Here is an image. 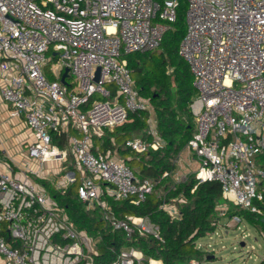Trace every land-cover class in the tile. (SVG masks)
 <instances>
[{
  "label": "built area",
  "instance_id": "2783aa9c",
  "mask_svg": "<svg viewBox=\"0 0 264 264\" xmlns=\"http://www.w3.org/2000/svg\"><path fill=\"white\" fill-rule=\"evenodd\" d=\"M177 8L178 0H0L1 95L30 130L23 172L0 157V264H97L96 241L32 175L61 174V187L79 181L80 199L99 206L112 226L129 237L163 240L149 217L118 219L104 198L139 204L158 181L139 180L111 149L96 151L94 137L131 112L152 111L126 55L158 48ZM186 24L180 54L197 90L191 104L197 128L187 145L197 160L194 175L198 184H221V217L232 203L260 217L264 234V0H187ZM149 122L152 139L130 138L126 147L143 153L165 145ZM160 208L180 216L176 204ZM232 218L238 225L245 220ZM110 264L147 263L142 250L128 247Z\"/></svg>",
  "mask_w": 264,
  "mask_h": 264
},
{
  "label": "trees",
  "instance_id": "16d2710c",
  "mask_svg": "<svg viewBox=\"0 0 264 264\" xmlns=\"http://www.w3.org/2000/svg\"><path fill=\"white\" fill-rule=\"evenodd\" d=\"M177 11V20L166 30L158 48L126 55L140 95L152 106L157 131L165 145L143 153L125 146V141L130 138L152 139L149 134L150 112L147 110L131 112L124 123L114 129L106 128L102 136L94 137L95 147L98 148L96 151L105 153L111 149L116 157L133 169L139 180L153 178L158 181L153 193L139 204L133 202L132 198L115 200L108 195L104 198L118 219L149 217L160 226L163 240L138 232L129 237L123 228L112 226L99 206L88 208L80 199L79 181L61 187L48 179L32 175L65 209L77 228L86 231L96 241L97 264H110L123 248L128 247L142 250L147 264L151 258L161 259L163 264H190L194 259L204 261L211 254L198 248L197 242L201 237L215 232L221 222V207L225 203L221 184H198L194 173L181 182L173 180L171 175L177 169L178 156L197 128L191 108L197 94L194 76L180 54V44L187 30V0H178ZM54 142L61 147L66 145L65 139L60 140L56 135ZM70 165L73 169L74 165ZM165 172L170 174L164 177ZM164 201L176 204L180 216L172 217L167 210L160 208ZM227 207L226 217L240 216L261 227L260 217L232 203ZM261 264H264V260Z\"/></svg>",
  "mask_w": 264,
  "mask_h": 264
},
{
  "label": "rangeland",
  "instance_id": "374dc122",
  "mask_svg": "<svg viewBox=\"0 0 264 264\" xmlns=\"http://www.w3.org/2000/svg\"><path fill=\"white\" fill-rule=\"evenodd\" d=\"M97 97L104 98L99 94H97ZM150 119L156 122L152 112H150ZM24 150L27 151L28 146H24ZM71 163L73 164V161L69 159L68 165L71 166ZM176 165L178 169L172 175L175 181L178 178V170L182 172L180 176L184 178L183 180L189 174L194 173V169L197 168V160L188 146L178 156ZM60 175H56V177L58 178ZM223 217H221V222L215 232L209 233L198 240V245L209 250L212 257V259L204 260L201 263L261 264L264 260V234L261 233L260 228L246 220L238 225L233 218ZM226 222L229 223L226 224Z\"/></svg>",
  "mask_w": 264,
  "mask_h": 264
},
{
  "label": "crops",
  "instance_id": "0c3cea01",
  "mask_svg": "<svg viewBox=\"0 0 264 264\" xmlns=\"http://www.w3.org/2000/svg\"><path fill=\"white\" fill-rule=\"evenodd\" d=\"M29 138L30 130L25 119L12 117L11 106L4 101L0 90V157L9 161L16 173L23 172V162L29 159L28 150H24V146H28ZM49 168L54 169L55 172L60 169L53 163L49 165ZM181 173L180 170L177 171L178 178H181ZM45 179L57 184L56 174H50ZM0 263H3L1 258Z\"/></svg>",
  "mask_w": 264,
  "mask_h": 264
},
{
  "label": "water",
  "instance_id": "95a60500",
  "mask_svg": "<svg viewBox=\"0 0 264 264\" xmlns=\"http://www.w3.org/2000/svg\"><path fill=\"white\" fill-rule=\"evenodd\" d=\"M68 74V69H66V71L64 72L63 76H62V82L66 83V76ZM242 245H244V243H242ZM208 259H212V257L210 256Z\"/></svg>",
  "mask_w": 264,
  "mask_h": 264
}]
</instances>
